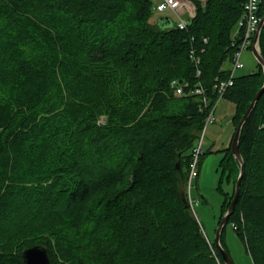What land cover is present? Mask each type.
Returning <instances> with one entry per match:
<instances>
[{
	"label": "trees",
	"instance_id": "16d2710c",
	"mask_svg": "<svg viewBox=\"0 0 264 264\" xmlns=\"http://www.w3.org/2000/svg\"><path fill=\"white\" fill-rule=\"evenodd\" d=\"M191 1L195 14L179 28L153 17L150 0H0V264H22L35 244L51 264H225L186 185L245 0ZM258 42L264 58V24ZM197 66L210 96L201 109L169 83L193 82ZM263 83L257 63L223 94L234 104L219 160L231 190L217 224L240 171L231 140ZM238 149L244 172L219 240L233 262L230 225L251 263L264 264V90Z\"/></svg>",
	"mask_w": 264,
	"mask_h": 264
},
{
	"label": "rangeland",
	"instance_id": "374dc122",
	"mask_svg": "<svg viewBox=\"0 0 264 264\" xmlns=\"http://www.w3.org/2000/svg\"><path fill=\"white\" fill-rule=\"evenodd\" d=\"M158 1L150 0L153 6V17L166 15L171 17L172 23H176L178 18L175 13L169 10L158 12L154 9ZM240 60L243 63V68L236 70V74L250 73L257 69L258 62L251 47L241 50ZM233 112L234 104L232 102L224 98L219 100L215 111L216 117L213 122L209 123L201 146L202 152L206 150L208 152L202 158L197 178L191 184L187 183L186 185L187 194L189 193L192 199L197 200L190 206L191 210L209 238H214L215 235L223 192L231 190V182L221 175L219 160L222 156L220 149L227 145L233 132L231 121ZM102 119L103 117L100 118V120ZM225 241L234 264H252L240 239L230 225L225 228Z\"/></svg>",
	"mask_w": 264,
	"mask_h": 264
},
{
	"label": "built area",
	"instance_id": "2783aa9c",
	"mask_svg": "<svg viewBox=\"0 0 264 264\" xmlns=\"http://www.w3.org/2000/svg\"><path fill=\"white\" fill-rule=\"evenodd\" d=\"M201 3L202 5L206 0H195ZM264 0H245L242 5L241 14L239 19L236 22L235 29L231 33V45H237V48L233 54L224 61L221 68L227 67L229 73L226 79H220L215 84V89L217 92V98L214 104L208 110L204 123L199 131L197 143L192 150V162L190 163V169L188 173V185L197 177L198 170L196 163L198 156L202 153V143L205 136L206 129L210 122H213L215 119V111L220 99L223 98V94L226 88L233 83V79L236 76V70L243 68V63L240 60L241 50L248 47H256L259 49L258 39L255 40L256 34L259 32V24L262 19L260 10L262 9V3ZM154 9L158 12H163L169 10L177 15L178 20L176 25L179 28H185L191 17L194 16V4L191 0H159ZM204 42H207V38L202 39ZM203 51V50H201ZM191 59H195V63L199 64L200 56L196 54L194 50L189 52ZM226 63V64H225ZM218 78L216 77L215 80ZM170 88L173 91V95L177 97H184L194 95L199 100L200 109L207 106L210 96L203 86L201 81V70L197 66L195 70V80L193 82L186 79L173 78L170 80ZM186 198L191 206L195 201L191 198L190 194L186 192Z\"/></svg>",
	"mask_w": 264,
	"mask_h": 264
},
{
	"label": "water",
	"instance_id": "95a60500",
	"mask_svg": "<svg viewBox=\"0 0 264 264\" xmlns=\"http://www.w3.org/2000/svg\"><path fill=\"white\" fill-rule=\"evenodd\" d=\"M263 24H264V15L262 16L261 22L259 24V32L256 34L255 40L259 38L260 30H261ZM252 51H253L256 59H257V62L261 65L262 70L264 72V58L262 57L260 51L256 47L253 46ZM263 90H264V83L256 91V93L253 96L249 106L247 107V109L243 113L242 117L240 118V120L236 126V129L234 131L232 140H231V151H232L234 157L240 163V171H239L236 183H235L233 197L230 201V204H229L227 210L222 215L219 223L217 224L216 229H215V235H214L215 246L219 250V252L221 253L225 264H234V263L232 262L230 256L227 254L226 250L220 244V240H219L220 232H221L223 226L225 225L229 215L234 210V207H235L238 195H239V191H240L241 178H242V175L244 172V162H243L242 156H241L239 149H238L239 134H240L243 123L245 122L248 115L252 111L256 101L260 97ZM184 200H186L185 196H184ZM21 257H22V264H51L47 249L42 244H35V245H32V246L25 248L21 253Z\"/></svg>",
	"mask_w": 264,
	"mask_h": 264
},
{
	"label": "bare ground",
	"instance_id": "6f19581e",
	"mask_svg": "<svg viewBox=\"0 0 264 264\" xmlns=\"http://www.w3.org/2000/svg\"><path fill=\"white\" fill-rule=\"evenodd\" d=\"M192 2V1H191ZM194 2V1H193ZM155 11V10H154ZM194 11H195V6H194ZM195 14V13H194ZM166 16V15H165ZM171 18V17H170ZM171 20V19H170Z\"/></svg>",
	"mask_w": 264,
	"mask_h": 264
},
{
	"label": "crops",
	"instance_id": "0c3cea01",
	"mask_svg": "<svg viewBox=\"0 0 264 264\" xmlns=\"http://www.w3.org/2000/svg\"><path fill=\"white\" fill-rule=\"evenodd\" d=\"M229 141V140H228Z\"/></svg>",
	"mask_w": 264,
	"mask_h": 264
}]
</instances>
